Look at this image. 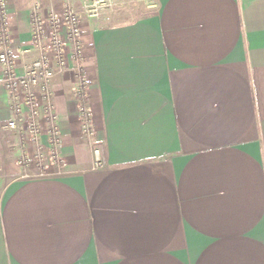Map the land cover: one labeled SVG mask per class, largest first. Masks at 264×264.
Returning <instances> with one entry per match:
<instances>
[{"label":"crops","instance_id":"crops-1","mask_svg":"<svg viewBox=\"0 0 264 264\" xmlns=\"http://www.w3.org/2000/svg\"><path fill=\"white\" fill-rule=\"evenodd\" d=\"M3 1L17 75L39 57L32 9L77 13L94 138L56 75L64 166L39 177L0 65V264H264V0H107L94 19V0Z\"/></svg>","mask_w":264,"mask_h":264},{"label":"built area","instance_id":"built-area-1","mask_svg":"<svg viewBox=\"0 0 264 264\" xmlns=\"http://www.w3.org/2000/svg\"><path fill=\"white\" fill-rule=\"evenodd\" d=\"M108 5L107 0H94L85 7L88 18H97ZM31 41L39 57L17 75L10 48V35L4 1L0 0V65L3 67L2 86L9 99L12 119L4 126L7 131L16 132L21 146L32 149V160L39 177L47 173L49 166L60 174L64 162L60 157L61 134L49 89L52 79L59 74L72 72L77 77V108L81 134L91 142L94 138L91 111L86 105L88 81L78 64L82 58V31L80 19L75 10L65 4L60 13L43 14L35 6L30 14ZM68 46V48H67ZM70 49V50H69ZM70 59L74 63L69 64ZM41 121L45 124L47 148L40 142ZM96 167L102 168L100 151L93 150ZM28 154L23 153L18 164L26 165Z\"/></svg>","mask_w":264,"mask_h":264},{"label":"rangeland","instance_id":"rangeland-1","mask_svg":"<svg viewBox=\"0 0 264 264\" xmlns=\"http://www.w3.org/2000/svg\"><path fill=\"white\" fill-rule=\"evenodd\" d=\"M151 4H154V7L155 5H157L155 2L152 1ZM34 177H36L34 174H26L25 175V179H33Z\"/></svg>","mask_w":264,"mask_h":264}]
</instances>
